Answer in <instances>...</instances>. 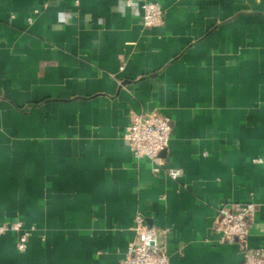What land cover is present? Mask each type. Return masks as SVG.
<instances>
[{
    "label": "crops",
    "instance_id": "crops-1",
    "mask_svg": "<svg viewBox=\"0 0 264 264\" xmlns=\"http://www.w3.org/2000/svg\"><path fill=\"white\" fill-rule=\"evenodd\" d=\"M126 1L0 0V224L29 231L0 264H121L137 215L170 264H241L215 229L230 202L256 205L264 248V0ZM152 111L172 129L159 172L123 138Z\"/></svg>",
    "mask_w": 264,
    "mask_h": 264
},
{
    "label": "built area",
    "instance_id": "built-area-1",
    "mask_svg": "<svg viewBox=\"0 0 264 264\" xmlns=\"http://www.w3.org/2000/svg\"><path fill=\"white\" fill-rule=\"evenodd\" d=\"M128 7L133 1L127 0ZM141 21L146 28L162 26L165 22L164 12L157 2H143ZM171 125L168 117L158 111L142 112L131 115L130 123L125 129L123 138L128 143L137 160H148L153 164V172L163 169L161 154L169 147ZM257 162V161H255ZM168 176L176 180L181 173L168 170ZM257 207L254 203H225L217 210L216 231L221 234L222 243H236L243 253L241 264H264V248H251L249 238L256 217ZM7 233L17 237L16 246L20 252L27 250L29 231L21 221L11 224H0V238ZM163 242H158V230L146 224L145 218H135L134 236L128 243L126 257L121 264H170L166 232Z\"/></svg>",
    "mask_w": 264,
    "mask_h": 264
}]
</instances>
